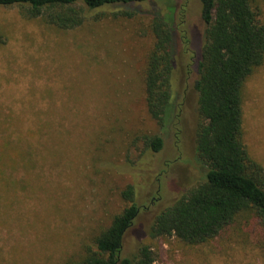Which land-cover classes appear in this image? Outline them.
Instances as JSON below:
<instances>
[{
	"label": "rangeland",
	"instance_id": "rangeland-1",
	"mask_svg": "<svg viewBox=\"0 0 264 264\" xmlns=\"http://www.w3.org/2000/svg\"><path fill=\"white\" fill-rule=\"evenodd\" d=\"M180 4L186 5L191 29L189 50L198 52L204 27L199 0L158 1L162 12ZM261 5L264 18V0ZM125 7L86 9L80 25L61 29L27 16L23 5H0V125L29 127L17 145L31 148L23 162L7 169L18 183L10 200L0 197V264H65L78 256L125 205L120 192L128 183L140 206L126 237L130 252L154 212L200 177L191 132L196 99L191 51L177 39L172 109L160 130L146 109L142 84L150 45L147 14H111ZM243 114L245 142L264 167V64L246 82ZM151 133L163 139L156 152L142 141ZM147 241L154 264H264L233 235L202 244L173 235Z\"/></svg>",
	"mask_w": 264,
	"mask_h": 264
},
{
	"label": "trees",
	"instance_id": "trees-1",
	"mask_svg": "<svg viewBox=\"0 0 264 264\" xmlns=\"http://www.w3.org/2000/svg\"><path fill=\"white\" fill-rule=\"evenodd\" d=\"M159 0H0V5L20 4L29 17H42L61 29L80 25L86 9L125 5L113 16L146 15L145 31L150 45L144 56L142 84L150 116L161 130L171 114L177 39L188 51L191 41L186 25V5L162 12ZM141 2L155 5L142 8ZM196 7L203 23L202 43L191 51L196 94L192 144L201 168L196 182L154 212L139 241L126 251L140 206L135 188L121 189L125 205L109 222L96 230L83 251L65 264H154L155 251L147 238L173 235L188 244L207 243L218 237L249 246L264 262V167L250 152L244 139V92L249 77L264 64V18L261 0H199ZM192 33V32H191ZM178 37V38H177ZM190 63V64H191ZM186 66H190L187 64ZM186 68L188 72L189 68ZM37 130L40 125H37ZM25 125H0V197L11 199L17 180L8 168L23 162L31 148L17 145L27 138ZM176 127L175 137H180ZM145 148H162L159 133L142 136ZM28 159H25L26 166ZM135 238V237H133Z\"/></svg>",
	"mask_w": 264,
	"mask_h": 264
}]
</instances>
